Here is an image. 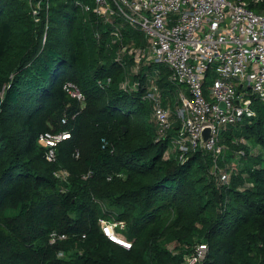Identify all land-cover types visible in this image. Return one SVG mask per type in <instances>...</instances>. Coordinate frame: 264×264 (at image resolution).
Instances as JSON below:
<instances>
[{"label": "trees", "instance_id": "obj_1", "mask_svg": "<svg viewBox=\"0 0 264 264\" xmlns=\"http://www.w3.org/2000/svg\"><path fill=\"white\" fill-rule=\"evenodd\" d=\"M47 1L36 21L29 0H0V264H182L202 242L204 264H264V103L223 131L217 159L166 157L177 129L159 138L146 85L120 87L127 69L96 39L95 15ZM158 82L174 87L166 70ZM53 129L71 137L49 162L38 138ZM63 168L67 182L55 175ZM115 215L129 249L102 231ZM52 230L69 237L51 244Z\"/></svg>", "mask_w": 264, "mask_h": 264}, {"label": "built area", "instance_id": "obj_2", "mask_svg": "<svg viewBox=\"0 0 264 264\" xmlns=\"http://www.w3.org/2000/svg\"><path fill=\"white\" fill-rule=\"evenodd\" d=\"M29 1L39 21L49 3ZM252 1L255 5L264 2ZM76 5L95 15L104 28L95 32L96 39L114 48L115 61L127 69L120 87L132 91L146 85L142 99L151 106L159 138L176 127L166 157L174 155L183 162L188 153L203 150L217 159L223 149V131L256 116L254 103H264V7L256 11L244 0H76ZM164 70L173 89L159 85ZM142 73L145 83L130 79ZM65 89L85 102L72 81ZM67 122L65 115L62 123ZM206 127L211 133L204 143ZM70 137L67 129L40 133L38 142L46 148V160L56 162L58 145ZM103 143L104 147L105 139ZM79 155L77 150L75 156ZM55 175L67 182L71 174L63 168ZM229 178L226 175L227 182ZM100 223L110 240L131 248L126 220L115 215ZM68 237L52 230L50 243ZM208 250L206 243H199L182 264H204ZM63 256L60 251L59 257Z\"/></svg>", "mask_w": 264, "mask_h": 264}, {"label": "water", "instance_id": "obj_3", "mask_svg": "<svg viewBox=\"0 0 264 264\" xmlns=\"http://www.w3.org/2000/svg\"><path fill=\"white\" fill-rule=\"evenodd\" d=\"M221 107L225 108V104L223 102L220 103ZM211 133V129L209 127H206L203 131V141L204 143L209 139Z\"/></svg>", "mask_w": 264, "mask_h": 264}, {"label": "rangeland", "instance_id": "obj_4", "mask_svg": "<svg viewBox=\"0 0 264 264\" xmlns=\"http://www.w3.org/2000/svg\"><path fill=\"white\" fill-rule=\"evenodd\" d=\"M242 142H246L245 140H242ZM222 147H223V149H222V153L225 151V145L224 144H222Z\"/></svg>", "mask_w": 264, "mask_h": 264}]
</instances>
